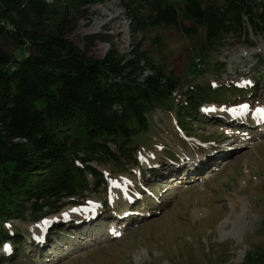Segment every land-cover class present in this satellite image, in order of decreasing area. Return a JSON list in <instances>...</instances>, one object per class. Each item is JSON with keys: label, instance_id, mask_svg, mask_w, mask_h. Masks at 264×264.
Segmentation results:
<instances>
[{"label": "rangeland", "instance_id": "1", "mask_svg": "<svg viewBox=\"0 0 264 264\" xmlns=\"http://www.w3.org/2000/svg\"><path fill=\"white\" fill-rule=\"evenodd\" d=\"M98 34L105 38L91 37ZM68 37L96 58L112 44L127 53L140 42L176 80L174 106L158 108L136 137L140 164L92 162L107 189L75 203L65 198V207L42 220L8 221L24 250L12 257L11 243L0 244V264H264V123L257 127L264 121L257 112L264 109L263 37L250 30L253 45L230 39L207 50L203 28L195 35L165 25L134 33L121 0L91 7ZM227 84L242 97H223ZM198 86L218 93L183 123L177 104Z\"/></svg>", "mask_w": 264, "mask_h": 264}, {"label": "trees", "instance_id": "2", "mask_svg": "<svg viewBox=\"0 0 264 264\" xmlns=\"http://www.w3.org/2000/svg\"><path fill=\"white\" fill-rule=\"evenodd\" d=\"M104 1L0 0V244L9 241L18 253L24 237L8 221L42 220L60 211L65 198L75 203V196L107 189L92 162L117 169L140 164L136 137L158 108L174 106L176 80L155 66L140 42L127 53L112 44L96 58L69 39L89 9ZM121 1L134 33L165 25L195 35L203 28L207 50L230 39L253 45L250 30L264 40V0ZM230 89L223 97H242ZM216 93L189 88L176 115L187 123Z\"/></svg>", "mask_w": 264, "mask_h": 264}, {"label": "bare ground", "instance_id": "3", "mask_svg": "<svg viewBox=\"0 0 264 264\" xmlns=\"http://www.w3.org/2000/svg\"><path fill=\"white\" fill-rule=\"evenodd\" d=\"M101 26H102V23H100V22H96V23L93 24V26H92V30H94V31H98V30L100 29Z\"/></svg>", "mask_w": 264, "mask_h": 264}, {"label": "snow or ice", "instance_id": "4", "mask_svg": "<svg viewBox=\"0 0 264 264\" xmlns=\"http://www.w3.org/2000/svg\"><path fill=\"white\" fill-rule=\"evenodd\" d=\"M257 112H258V113H264V109H258ZM7 247H8V246H6V248H7Z\"/></svg>", "mask_w": 264, "mask_h": 264}]
</instances>
